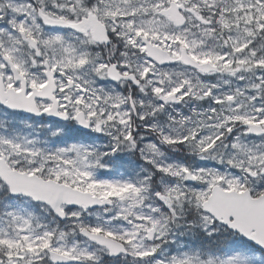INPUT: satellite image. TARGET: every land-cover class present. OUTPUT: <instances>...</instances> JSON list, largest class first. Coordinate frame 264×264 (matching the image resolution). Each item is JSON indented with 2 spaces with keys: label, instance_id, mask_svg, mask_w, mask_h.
Here are the masks:
<instances>
[{
  "label": "snow or ice",
  "instance_id": "6c2138e0",
  "mask_svg": "<svg viewBox=\"0 0 264 264\" xmlns=\"http://www.w3.org/2000/svg\"><path fill=\"white\" fill-rule=\"evenodd\" d=\"M0 264H264V0H0Z\"/></svg>",
  "mask_w": 264,
  "mask_h": 264
}]
</instances>
